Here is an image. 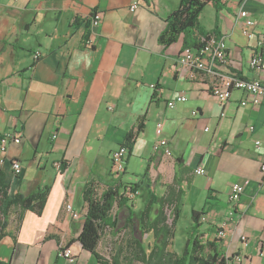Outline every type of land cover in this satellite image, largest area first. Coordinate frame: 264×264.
<instances>
[{
  "label": "crops",
  "instance_id": "obj_1",
  "mask_svg": "<svg viewBox=\"0 0 264 264\" xmlns=\"http://www.w3.org/2000/svg\"><path fill=\"white\" fill-rule=\"evenodd\" d=\"M134 1L139 5L131 10ZM180 2L0 0V136L14 135L0 153V179L10 197L48 187L40 215L27 210L18 221L11 214L0 238V264H99L77 240L86 208L83 186L94 181L101 193L115 178L110 153L124 145L139 119L143 128L127 150L120 195L130 197V185L141 188L112 210L115 228L101 240L107 234L115 239L116 231L123 236L129 207L138 210L149 192L164 194L176 177L181 208H207L200 229L205 237L220 239L226 264H264L259 254L264 98L253 104L243 91L233 90L221 103L210 91L215 73L258 76L248 62L255 54L264 59V47L257 44L264 37V0H220L219 8L212 2L203 8L199 24L224 38L227 47L226 61L214 74L180 63L181 38L168 46L158 41ZM241 10L255 21L250 37L244 34ZM95 12L101 20L88 48L84 39ZM180 94L186 100L169 108L167 103ZM159 122L169 155L152 148ZM249 126L254 129L248 131ZM15 161L21 165L18 175ZM199 167L204 174L195 173ZM234 182L243 186L236 202L229 199ZM131 229L146 247L152 236L137 224ZM218 230L223 236L217 237ZM63 248L72 251L73 261L63 256ZM172 249L177 251L174 242Z\"/></svg>",
  "mask_w": 264,
  "mask_h": 264
},
{
  "label": "trees",
  "instance_id": "obj_2",
  "mask_svg": "<svg viewBox=\"0 0 264 264\" xmlns=\"http://www.w3.org/2000/svg\"><path fill=\"white\" fill-rule=\"evenodd\" d=\"M212 2L215 8L220 7V0H181L177 7L168 17L165 28L158 37L159 43L170 45L179 38L182 39V52L187 50H200L205 41L216 32L208 31L199 24V15L203 8ZM156 95L154 94V97ZM143 128L142 120L139 119L136 127L127 132L124 145L128 153L133 145L135 135ZM118 178H112L105 184L100 193L96 189V182L88 181L83 186L82 199L85 203L84 224H82L78 241L82 249L94 254L99 264H226V257L219 248L220 239H209L201 231L202 216L207 208L199 211L192 209L189 213L190 223L185 229V240L180 253L172 249L175 238V226L181 211L180 189L177 178L168 184L162 195L149 192V199L135 211L129 210L125 224L122 226L124 235L119 231L112 240L110 255L101 254L98 251L99 242L107 229L115 228V216L112 210L124 199L121 193L122 183ZM140 185H130L129 190L135 193ZM8 186L0 179V238L5 235V228L11 214L21 221L25 211L30 210L40 215L46 202L48 187L38 189L29 194L15 193L7 195ZM167 210L172 214V223H169ZM148 233L152 238L147 241L146 247L141 240L132 233V226ZM218 237V236H217Z\"/></svg>",
  "mask_w": 264,
  "mask_h": 264
},
{
  "label": "built area",
  "instance_id": "obj_3",
  "mask_svg": "<svg viewBox=\"0 0 264 264\" xmlns=\"http://www.w3.org/2000/svg\"><path fill=\"white\" fill-rule=\"evenodd\" d=\"M139 4L134 1L132 5H130V9L134 10L137 8ZM239 16L244 19V34L247 37L252 35V27L255 24V21L250 18L245 10L239 11ZM101 20L100 13H93L91 15L89 30L90 35L84 39V45L88 48H91L94 44L93 32L95 28L98 26L99 21ZM224 38L212 35L208 38L203 47L198 50H187L180 54L179 61L184 67L188 68H196L198 70L207 71L214 74V70L219 67L220 64H223L226 61L227 55V47L223 40ZM257 44L264 47V37H259L257 40ZM39 56V52L34 53V58L37 59ZM248 66L252 71L257 72L258 76L253 79H245L243 77H239L235 74L233 75H216V81L211 86L210 91L211 93L219 100L221 103L226 102L230 94L233 90H241L246 95L250 97V100L253 104L261 103L262 99L264 98V59L261 57V54L253 55L248 62ZM150 87H154L153 84ZM185 96L181 94L178 95L175 100L169 101L167 106L172 108L177 101H185ZM195 113V112H193ZM225 113H222V116ZM254 129L253 126L248 127V131H252ZM263 129H264V122H263ZM207 130V128L205 129ZM160 132H162V124L159 122L156 125V135L158 136L156 142L154 143L153 151L154 152H161L164 155L170 154V147L168 142L164 137L160 136ZM53 137L56 138V135L53 134ZM14 139V135L11 133L5 132L2 136H0V153L5 154L7 143ZM255 144L259 146V140L255 141ZM127 148L125 145H121L116 147L110 153L111 159V173L113 176L118 178L122 172L124 171V162L126 160ZM59 167L58 164H55ZM12 168L16 175L20 174L21 172V165L19 162H12ZM262 171H264V165L260 167ZM196 174H204L205 170L201 167L195 170ZM230 201L236 202L239 197L243 193V186L240 183L234 182L230 185L229 188ZM136 193V192H135ZM135 193H131L129 190L128 196L132 197ZM65 209L71 213L72 217H77V213L71 211V204L66 203ZM224 232L221 230L217 231V236H223ZM244 239V237H241ZM62 254L66 259L69 261H73V253L70 249L63 248ZM259 254L264 258V241L259 245Z\"/></svg>",
  "mask_w": 264,
  "mask_h": 264
},
{
  "label": "rangeland",
  "instance_id": "obj_4",
  "mask_svg": "<svg viewBox=\"0 0 264 264\" xmlns=\"http://www.w3.org/2000/svg\"><path fill=\"white\" fill-rule=\"evenodd\" d=\"M137 168V165L135 166ZM132 175V174H131ZM133 176V175H132ZM131 176V177H132ZM190 208L187 206H184L181 208V211L179 213V217L177 219V224L175 226V241H174V248L177 249L179 252L183 246V242L185 240V229L186 227L189 226L190 223V218H189V212ZM168 218H169V223H172V214L170 213V210H167ZM112 240L113 237L110 235H105L103 237V240H101V246H100V251L105 254V255H110L111 251V246H112Z\"/></svg>",
  "mask_w": 264,
  "mask_h": 264
}]
</instances>
